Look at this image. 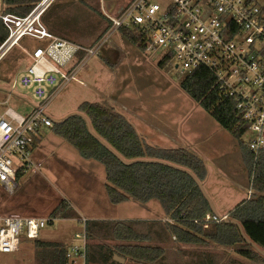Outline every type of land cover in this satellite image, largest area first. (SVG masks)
<instances>
[{"label":"rangeland","instance_id":"1","mask_svg":"<svg viewBox=\"0 0 264 264\" xmlns=\"http://www.w3.org/2000/svg\"><path fill=\"white\" fill-rule=\"evenodd\" d=\"M86 1L88 5L79 0H67L71 3L61 11L62 17L58 21V27L66 28V20L74 19L81 24L97 23L98 29L69 36L71 39L90 46L104 30L106 21L95 12L100 11L104 15L101 0H99L100 5L97 0ZM155 1L166 2L167 0ZM108 5L110 6L111 3ZM57 7L55 5L53 9H58ZM92 7L95 8V13H93ZM4 10L5 5L3 0H0V13ZM87 27L86 25L85 31H87ZM106 37L107 39L104 40ZM46 42L45 39L25 35L6 53L2 61L0 60V67L11 70L12 61H20L21 55L27 57L24 49L33 50L37 46L45 45ZM98 42H102L99 52L91 55L77 73L76 80L69 81L50 101L47 107L49 116L53 120H59L77 111L83 102L106 103L124 114L146 143L166 148L182 145L197 153L196 148L191 146L190 138L193 135L182 134V137L175 140V137L169 135L168 132L170 129L176 132L174 128L177 129V127L166 123L171 115L169 110H173L175 104H183V107H190V104L192 107L197 105L191 111V117H194L195 120L206 114L202 106L198 105L200 103L182 88L181 82L185 73L181 72L173 62H170L166 67H161L159 61L164 55L163 50L147 52L127 38L121 30L110 35L106 33ZM77 62V59L73 61L74 64ZM21 75L17 78V90L23 91L29 98L38 102L39 99L35 94L36 85L24 86L19 81ZM54 87L47 86L46 88L50 92ZM9 105L14 104L11 102ZM15 109L21 113H29L33 106L19 104V106H15ZM137 111L143 116L137 117ZM187 118H190V115ZM210 118L212 122L218 124L213 117ZM198 126L201 128L200 123ZM224 132L231 140L235 139L228 131ZM40 135L32 149L33 164L31 168L23 170L17 177L16 190L10 193L0 184V216L51 219L55 208L65 201L69 206L66 207V215L53 218V221L48 222L41 230L42 239L53 240L72 239L75 231H82V224L72 218L77 214L82 218L84 216L89 219L123 220L132 218L130 220L142 222L137 225L140 230L147 228L146 221H153L150 218L161 222L169 221L157 219L159 215L151 213L155 211L154 205L147 207L134 198L121 204L112 203L105 188L107 178L102 163L95 159L82 157L78 150L57 135L53 128L45 126ZM254 135L252 130H248L242 140L247 143ZM199 137V134L197 137L195 136V141ZM227 145L228 143L225 142V148ZM226 152L227 150L223 149L222 155H225ZM222 155L220 154V157ZM226 157L229 160V157ZM86 161L92 164L98 162L100 174L91 172L93 166H90ZM212 161L214 162H210L206 166L208 178L203 180V186L218 213L221 214L222 209H227L230 212L249 194L251 185L249 170L241 162L240 167L234 171L237 172L239 180L232 182L230 180L232 172L218 170L217 168L220 167L216 166L215 160ZM152 202L160 205L156 199H153ZM73 237L76 241L75 235ZM36 240L24 238L16 253H1V264H43L45 255L41 254ZM93 242L96 240L90 239V243ZM117 242L119 241H110L111 244ZM151 243L161 245L166 249L165 257L159 264H192L193 260L195 261L194 258L201 253H212L218 258L223 257L225 262L240 260L243 264H264L263 260L241 256L236 246H225L215 241L202 245L183 244L176 241L175 236L165 234L161 239L155 236ZM125 264L144 263L127 260Z\"/></svg>","mask_w":264,"mask_h":264},{"label":"trees","instance_id":"2","mask_svg":"<svg viewBox=\"0 0 264 264\" xmlns=\"http://www.w3.org/2000/svg\"><path fill=\"white\" fill-rule=\"evenodd\" d=\"M41 0H3L5 13L26 16ZM53 0L43 12L41 19L47 28L62 37L69 38L78 33H88L98 29V24L79 23L76 19L66 20L65 27L59 28L61 11L67 0ZM76 1V0H75ZM87 4L86 0H79ZM98 5L100 1L97 0ZM57 5L58 9H53ZM91 7V6H90ZM54 12H53V11ZM99 14L106 26L95 44L109 29L110 20ZM87 27V31H85ZM85 26L83 29L82 27ZM90 28V30H89ZM134 43L143 48L144 37L132 29H120ZM9 29L0 19V44L8 37ZM71 39V38H69ZM75 40V39H72ZM76 41V40H75ZM85 52H78L82 57ZM171 62V56L159 61L161 67ZM182 88L219 123L240 141L244 162L250 173V188L253 190L248 199L242 200L229 214V218L241 223L246 235L264 250V151L257 155L251 151L248 142L242 140L249 125L237 108L233 98L225 97L218 88L216 77L207 68H199L185 73ZM90 121L95 134L112 149L127 160L150 158L165 160L193 171L202 182L207 176L204 161L194 152L183 147H160L148 144L140 136L125 115L106 103L83 102L78 110ZM54 132L72 144L82 157L95 159L105 167L107 183L105 188L109 199L120 204L132 198L147 203L153 199L160 202L163 211L173 220L168 222L146 221L147 228L140 230L137 220L88 219L86 231L88 242V264H117L114 254L144 264H159L163 261L166 249L151 243L155 236L162 238L168 234L175 236L183 244L202 245L210 241L225 246H236L239 254L248 259L263 260L264 256L244 240L238 226L234 223L214 219L211 206L195 180L186 172L176 168L151 162L125 164L88 128L87 120L74 115L67 120L54 123ZM23 169L17 171V177ZM68 204L63 201L52 212L54 218L66 215ZM210 217L208 220L207 218ZM207 225V226H205ZM159 228V229H157ZM91 240L96 242L90 243ZM110 241H119L111 244ZM41 254L45 255L43 264H70L68 245L62 242L36 240ZM192 264H243L240 260L226 261L212 253H201Z\"/></svg>","mask_w":264,"mask_h":264},{"label":"built area","instance_id":"3","mask_svg":"<svg viewBox=\"0 0 264 264\" xmlns=\"http://www.w3.org/2000/svg\"><path fill=\"white\" fill-rule=\"evenodd\" d=\"M52 1L41 0L26 16L0 13L9 29L8 37L0 44V60L25 35L47 41L29 52L31 62L19 79L24 86L36 85L39 101L32 103L29 113L11 106L0 112V184L10 193L18 186L17 171L33 164L32 147L38 130L54 125L47 113L50 101L69 81L76 80L87 59L98 53L102 45L98 40L87 46L51 32L41 16ZM101 3L110 20L106 32L109 35L122 28L135 30L144 37L145 51L163 50V57L171 56V62L181 72L199 68L213 72L218 88L225 97L235 100L248 130L255 133L248 144L257 159L264 151V0ZM80 51L85 52L82 57H78ZM47 86L55 87L48 92ZM53 218L0 216V254L16 253L24 238L38 239L42 228ZM214 219L221 220L215 215ZM86 222V218L81 219L82 231L75 233L76 241L68 246L70 264H88Z\"/></svg>","mask_w":264,"mask_h":264},{"label":"crops","instance_id":"4","mask_svg":"<svg viewBox=\"0 0 264 264\" xmlns=\"http://www.w3.org/2000/svg\"><path fill=\"white\" fill-rule=\"evenodd\" d=\"M30 51L31 50L24 49V52L27 55V57L25 55H21L20 61H12L11 70L0 67V112L4 111L5 108L11 102L14 105H9V106H11L13 108H15V106H17V105L19 106V104H26V105L31 104L32 105V103H35V101L32 100L31 98H29L27 94H25L21 90H17V88H16L17 87L16 83H18L17 82L18 76L21 75L25 71V69L29 66V64L31 62V58L29 56ZM5 55L3 57H5ZM3 57L1 58V61H2ZM21 61H23V63H20ZM190 105H191L190 107H183V104H175L174 109L169 110L171 112V115H170L169 121H167L166 123L171 124L173 127L176 126L177 129L174 128V131H176V132H173L171 129L169 130V132L168 131L167 132L169 133V135L175 137V140H177L179 137H182V134H186L189 136L193 135V137L190 138L192 140L191 146L196 148L197 153L190 150L189 148L183 147L182 145L179 147H183V148H186V149L194 152L196 155H198L204 161L206 166L208 165V163L214 162L212 160H215L216 166L220 167V168H217L218 170H220V171L229 170L232 172V175L230 177V180L232 182L235 180L236 181L239 180L237 172H234V171L237 170L238 167H240L241 162L243 163V165L246 166V164L244 162V158H243V152H242V148L240 145V141L237 138H235L229 132L235 138L234 140H231V138L229 136H227V134L224 132L226 129L219 126V123L215 124L214 122H212V120L210 118L212 116L203 107L202 108L204 109L206 114L201 115L199 118H197V120H195L194 117L192 118L191 117V111L195 107H197V105L196 106L193 105V107H192V104H190ZM198 105H200V104H198ZM191 107H192V109H190ZM136 115H137V117L143 116V114L140 113L139 111L136 112ZM189 115H190V118H187ZM185 121H187V122H185ZM198 122L201 124V128L198 126L199 125ZM44 127L45 126L41 127L38 130L37 135H36V142L33 144V147L38 142L39 136H41L40 133ZM47 127H50V126H47ZM173 127H170V128H173ZM50 128H52V127H50ZM198 134L200 135V137L197 141H195V136L197 137ZM225 142L228 143L226 148L224 146ZM33 147H32V149H33ZM223 149L227 150L225 155H222ZM216 153H219V154H216ZM220 154L222 155L221 157H220ZM226 156L229 157V160H227ZM87 163L90 164V166H93V167H91L92 168L91 172L96 173V174H100L99 173L100 168L98 166L99 165L98 162H93L94 164L89 163V162H87ZM219 175H221V174L219 173ZM206 178H208V171H207ZM202 183H203V181H202ZM252 192H253V190H251V188H249V194L244 199H248ZM144 204L147 205V207L150 205H154L155 211L151 212V213L152 214L156 213V215H159V218H157V219H163L165 221L170 219V217L163 211L161 204L160 205L154 204V202H152V200L147 202V203H144ZM142 210L144 211L143 208H142ZM145 211L147 212L146 209H145ZM225 211H227V212H225ZM231 211L229 212L227 209H222L220 212H221V215H223V216H229ZM72 218H73V220H75L81 224L80 221L82 219V216L77 214V216H74ZM83 218H85V217L83 216ZM86 219H89V218H86ZM130 219H132V218L123 219V220H130ZM150 219L154 220L155 218H150ZM111 220H114V219H111ZM77 232H79V231H75V233H77ZM75 233H74V235H75ZM74 235H72V239L53 240V239H42L41 234H40V237L38 239H42L45 241H56V242L60 241V242L66 243V245L69 246L71 243L74 242V237H73ZM113 259H114V256H113ZM127 260H129V259L125 258L124 262H118V261H116V262H118L120 264H125L127 262ZM91 264H103V263H91ZM108 264H110V263H108Z\"/></svg>","mask_w":264,"mask_h":264},{"label":"water","instance_id":"5","mask_svg":"<svg viewBox=\"0 0 264 264\" xmlns=\"http://www.w3.org/2000/svg\"><path fill=\"white\" fill-rule=\"evenodd\" d=\"M74 115H81L83 117H85V119L87 120V125H88V128H89V131L96 137H98L95 132L93 131L92 127H91V123L89 121V119L81 112L79 111H75V112H72L70 114H68L66 117H64L63 119H59V120H53L54 123H60V122H63L65 120H67L68 118H70L71 116H74ZM99 138V137H98ZM100 139V138H99ZM102 141V143L107 146L112 152H114L118 158L124 162L125 164H134V163H137V162H151V163H161V164H164V165H167V166H170V167H173V168H176L178 170H181V171H184L186 173H188L194 180L195 182L197 183V185L199 186V188L201 189L202 193L204 194L205 198L208 200L210 206H211V209H212V212L213 214L225 221V222H230V223H234L238 226L240 232H241V235L242 237L244 238V240L246 242H248L250 245H252L256 250H258L263 256H264V250L261 249L256 243H254L245 233L244 229H243V226L241 225V223L235 219H232V218H229L228 216H223L221 215L220 213L217 212L212 200L210 199L209 195L207 194V192L205 191V188L203 186V183L200 181V179L197 177V175L191 171L190 169L188 168H185V167H182L180 165H177V164H174V163H171V162H168V161H165V160H161V159H150V158H138V159H134V160H127L125 158H123L120 154H118L114 149H112L106 142H104L102 139H100ZM114 259L118 262H124L125 261V257H122V256H119L118 254H114Z\"/></svg>","mask_w":264,"mask_h":264}]
</instances>
